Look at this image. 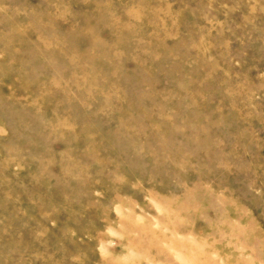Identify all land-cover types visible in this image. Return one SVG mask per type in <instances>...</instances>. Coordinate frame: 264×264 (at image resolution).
Here are the masks:
<instances>
[{
    "label": "rangeland",
    "instance_id": "obj_1",
    "mask_svg": "<svg viewBox=\"0 0 264 264\" xmlns=\"http://www.w3.org/2000/svg\"><path fill=\"white\" fill-rule=\"evenodd\" d=\"M178 235L264 264V0H0V264Z\"/></svg>",
    "mask_w": 264,
    "mask_h": 264
},
{
    "label": "bare ground",
    "instance_id": "obj_2",
    "mask_svg": "<svg viewBox=\"0 0 264 264\" xmlns=\"http://www.w3.org/2000/svg\"><path fill=\"white\" fill-rule=\"evenodd\" d=\"M185 196V195H184ZM138 219V218H137ZM133 220V219H132ZM134 220H136V219H134ZM210 224V223H209ZM172 228L174 229V230H180V231H185V230H187V226H185V225H182V224H178V223H174V224H172ZM164 229V228H163ZM172 232H173V230H171ZM217 231V230H216ZM174 232H176V231H174ZM173 232V233H174ZM211 232H213V231H211ZM177 235V234H176ZM215 235H217V234H215ZM194 236V235H193ZM212 236V235H211ZM189 237V236H188ZM195 238V237H194ZM182 239L183 238H180L179 237V235H178V237H175V240L174 241H166L167 243H166V246H167V251L169 252V250L170 249H173L174 247L176 248V249H173L174 250V255L177 257V258H179L181 261H183V262H186L187 264H193V262L192 261H189L188 260V258H186L185 257V253H184V251H186L187 249L185 248V246L183 245V241H182ZM184 239H187V238H184ZM197 239V238H196ZM199 240V239H198ZM212 241V240H211ZM215 241V240H214ZM194 242H196V241H194ZM204 242V241H203ZM202 242V243H203ZM218 242V241H217ZM184 243H185V241H184ZM205 249H204V251H203V254H199V255H202V260L203 261H208V262H211L212 260L210 259L212 256H215V255H217V253H215V251L214 250H211L212 249V244L210 243V244H208L207 242H205ZM165 246V247H166ZM220 246H222V245H220ZM164 247V248H165ZM217 247V246H216ZM200 248V247H199ZM216 249V248H215ZM199 251H200V249H199ZM162 252H164V250H157L156 251V254H159L160 255V259H162L161 261H163L162 263H158V264H169L170 263V261H169V259H168V257H167V255H166V253H164V254H162ZM202 253V252H201ZM169 254H172V253H168V255ZM190 254H193V252H191ZM196 255H198V253H196ZM199 255H198V257H199ZM114 257V256H113ZM198 257H196V258H198ZM219 257V256H218ZM193 258V257H192ZM221 261H222V259L220 258L219 259V262L221 263ZM197 262V261H196ZM204 263V262H203ZM197 264V263H196ZM215 264V263H214Z\"/></svg>",
    "mask_w": 264,
    "mask_h": 264
}]
</instances>
